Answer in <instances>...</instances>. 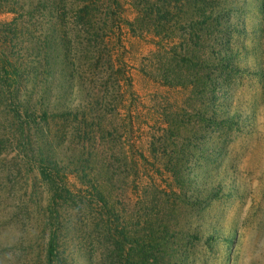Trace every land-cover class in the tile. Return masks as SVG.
Returning <instances> with one entry per match:
<instances>
[{
  "label": "rangeland",
  "instance_id": "374dc122",
  "mask_svg": "<svg viewBox=\"0 0 264 264\" xmlns=\"http://www.w3.org/2000/svg\"><path fill=\"white\" fill-rule=\"evenodd\" d=\"M119 1L123 19L134 21L132 1ZM53 2L60 6H54L58 10L50 21L63 12L70 23L79 21L82 0ZM228 2L235 7L233 22L241 23L240 31L230 35L240 72L223 73L215 91L162 85L157 68L149 69L158 40L152 35L136 37L124 27L123 49L110 45L113 60L120 54L127 65L131 88L115 71L118 65L107 69L100 39L76 31L71 37L76 44L69 66L74 104L89 105L98 89L109 92L103 116L121 136L112 145L122 169L113 186L121 216L139 237L148 229L139 218L144 223L154 203L159 218L170 213L177 225L170 241L175 264H264V0ZM104 9L87 10L92 23L105 18ZM38 17L42 23L48 18ZM61 43L52 40L51 52ZM99 60L105 68L93 67ZM58 69L54 67L47 88L59 84ZM6 125V115L0 113V264H46L48 189L22 161V148L9 141ZM173 167L180 169L178 182ZM81 181L69 175L68 188L89 198L91 187ZM63 224L61 245L68 264H109L104 245L94 253L87 249V231L75 215Z\"/></svg>",
  "mask_w": 264,
  "mask_h": 264
},
{
  "label": "trees",
  "instance_id": "16d2710c",
  "mask_svg": "<svg viewBox=\"0 0 264 264\" xmlns=\"http://www.w3.org/2000/svg\"><path fill=\"white\" fill-rule=\"evenodd\" d=\"M53 1L39 0L25 6L20 0H0V113L6 115L9 141L22 148V161L37 171L48 189L51 226L46 264H68L69 255L61 245L63 222L74 215L87 231V249L94 253L104 245L109 264H175L170 241L177 225H173L170 213L159 218L154 203L152 215L148 212L144 223L139 218L140 225L148 228L139 237L128 231L121 216L113 186L122 169L112 147L121 142V136L103 116L109 92L98 89L89 105L81 101L74 104L69 66L73 65L70 57L76 44L71 37L76 31L92 35L93 41L100 39L103 45L99 50L107 52V69L113 71L118 65L115 71L131 88V80L125 76L127 65L120 54L113 60L110 45L123 49L124 27L136 37L152 35L158 40L149 69L157 68L162 85L215 91L223 73L240 72L233 61L230 39L241 29V23L232 20L235 7L228 0H130L137 16L129 21L120 14L119 0L102 4L103 0H82L79 21L70 23L66 12L50 21L58 10L54 6H60ZM98 5L105 8V18L95 24L87 10L94 11ZM41 14L48 17L44 23L38 17ZM86 18L90 22L80 23ZM37 34L38 38H29ZM57 38L62 43L51 52V41ZM33 41L36 45L29 48ZM99 65L104 67V62L99 60L93 67ZM54 67L59 71V84L51 89L47 86ZM67 141L68 150H63ZM177 168L171 172L178 182ZM69 175L90 185L89 198L70 191Z\"/></svg>",
  "mask_w": 264,
  "mask_h": 264
}]
</instances>
